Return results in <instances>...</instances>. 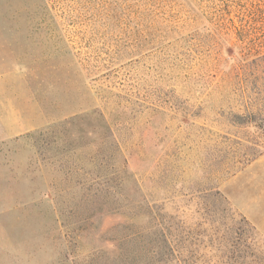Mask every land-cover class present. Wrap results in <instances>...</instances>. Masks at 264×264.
I'll return each instance as SVG.
<instances>
[{"label":"rangeland","instance_id":"374dc122","mask_svg":"<svg viewBox=\"0 0 264 264\" xmlns=\"http://www.w3.org/2000/svg\"><path fill=\"white\" fill-rule=\"evenodd\" d=\"M113 1L0 0V264H264V59H112Z\"/></svg>","mask_w":264,"mask_h":264},{"label":"trees","instance_id":"16d2710c","mask_svg":"<svg viewBox=\"0 0 264 264\" xmlns=\"http://www.w3.org/2000/svg\"><path fill=\"white\" fill-rule=\"evenodd\" d=\"M113 4L115 9L111 11H113V19L117 26H127L132 36L133 30L138 33L145 30V35L141 47L135 44V41L126 42L121 49L116 45L112 46L113 49L108 50L112 59L113 57L133 59L154 51L163 52L166 59H178V57L188 59L194 53L193 48L197 44L204 43L198 37L199 34L203 35V38H210L216 59H220L221 55H225L226 59H241L244 57L242 52L246 50V47L252 59H264V0H248L243 6L238 0H212L216 23H213L212 16L209 18L205 13H200L201 9L196 0H115ZM239 14L250 18V23L253 22L258 26L254 29L255 32H251L250 37L245 38L242 35L244 29L236 27L233 22ZM197 17L201 18L198 26ZM144 22L145 25H143ZM227 49L230 52L228 55ZM235 117L240 118L237 115ZM247 123L252 122L249 120L245 122ZM120 187H122L121 180L117 184L118 197L121 196ZM115 212L126 218V222L116 226L115 229H122V231H116L115 239L117 249L127 260L134 253L132 251L134 237L143 231L137 234L130 230L136 225L133 222L134 218H138L136 214L131 213V208L126 205H117ZM249 227L253 232L255 231L253 227ZM83 231L86 232L84 228L78 227L71 233L77 237ZM162 258L158 261L172 263V259L169 261L168 258Z\"/></svg>","mask_w":264,"mask_h":264}]
</instances>
